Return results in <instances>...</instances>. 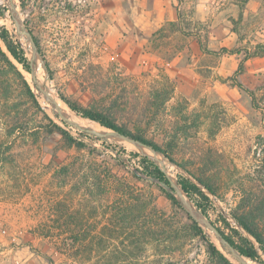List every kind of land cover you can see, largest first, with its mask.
Listing matches in <instances>:
<instances>
[{"label": "rangeland", "instance_id": "374dc122", "mask_svg": "<svg viewBox=\"0 0 264 264\" xmlns=\"http://www.w3.org/2000/svg\"><path fill=\"white\" fill-rule=\"evenodd\" d=\"M163 1L15 0L50 68L34 61L40 83L154 140L174 162L91 135L110 130L90 120L84 130L65 124L30 73L14 60L0 64V264H218L184 211L134 170L148 157L178 181L203 168L204 150L219 151L223 190L209 194L211 218L229 217L233 181L258 165L264 147V55L254 56L264 44V0H175L174 20L159 18ZM2 28L31 61L9 0H0ZM15 124L20 133L8 137ZM59 202L74 217L69 233L87 240L65 243L54 221Z\"/></svg>", "mask_w": 264, "mask_h": 264}, {"label": "trees", "instance_id": "16d2710c", "mask_svg": "<svg viewBox=\"0 0 264 264\" xmlns=\"http://www.w3.org/2000/svg\"><path fill=\"white\" fill-rule=\"evenodd\" d=\"M170 26L174 29L176 28L177 31H181L177 22L170 23ZM30 32L35 39L39 52L43 57L47 70L49 71L50 68L48 63H46L40 41L32 30H30ZM228 52L235 54V51ZM255 54L256 55L254 56L264 55V44L257 46V52H255ZM12 60L21 65L25 71L31 73L30 60L26 56L21 43L15 41L6 28H2L0 29V64L12 65ZM36 67L38 68V66ZM242 69L243 65H241V70ZM25 86L28 89L30 88L26 82ZM239 87H242V85H239ZM250 95L253 103L255 104V93L251 92ZM169 97L170 93L168 92L166 93L165 98L167 99ZM61 98L77 116L98 123L100 126L108 130L119 131L127 136L140 140L155 149L157 152L162 153L171 162H174V160L169 157L167 151H165L154 140H150L144 135H136L126 126H119L115 119L101 111H98L97 109L86 108L77 102H73L63 97ZM56 118L58 120L59 118L62 119L60 116H56ZM49 120L53 123L51 119ZM62 121L66 124L63 119ZM20 130L21 127L15 124L10 126L6 132L8 137H13L16 133H20ZM214 135L215 133L212 134V136ZM203 152V168L200 169L198 173L184 168L191 177L188 178L180 176L178 180L179 185L191 200L193 205L213 222L221 234L243 257L257 263L264 264V147L261 149V160H259L258 165H255L254 168L245 175V177L233 181V184H235L234 193L236 201L235 205L231 207L229 217H225L220 214L216 220H212L211 218V213L215 210V207L209 194L217 198H222V172H219L217 168L220 161L226 159L223 153L211 148H207ZM3 161H5V159ZM141 166L143 171L139 170V172L145 176L157 178L161 181L167 182L166 176L161 167L150 161L148 157L142 158ZM234 172L235 173L231 174L232 177L239 174L237 169H235ZM134 176L143 180V178L139 176L137 177V175ZM105 178H107L106 181H108V177ZM151 184L156 186L175 207L183 210L177 199L172 194L166 192L158 184H154L152 182ZM119 192L123 191L118 189V193ZM57 206L59 210H57L58 213L55 215L54 221L55 225H57L60 229L65 230V232L62 233L67 235L65 236V243H67V245H74L80 241L83 242L87 240L89 236L88 234L76 235L74 233H69L71 231V227L73 226L74 217L69 214L67 209H64L65 207L62 202H59ZM185 215L187 216V227L190 230V234L194 237H200L206 242L208 252L217 260L218 264H235L218 248L210 235L206 233L205 229L195 223L186 213ZM230 218L234 221V223L230 220ZM235 222H237L241 228H238L235 225ZM156 233L157 231H151V229L148 232V234L153 237L157 236Z\"/></svg>", "mask_w": 264, "mask_h": 264}, {"label": "water", "instance_id": "95a60500", "mask_svg": "<svg viewBox=\"0 0 264 264\" xmlns=\"http://www.w3.org/2000/svg\"><path fill=\"white\" fill-rule=\"evenodd\" d=\"M10 1V10L12 13V19L16 25V30L17 32L22 35L25 40L31 45V50H32V59L30 61V66H31V75L33 77L34 81L36 80V72L34 69V61L36 60H40L44 69L47 70L45 62L43 60V57L41 56L39 49L37 47V44L35 42V39L33 37V35L31 34L30 30L24 25L22 19H21V14L19 13L18 9H17V5L15 3V0H9ZM50 80V79H49ZM37 87V85L35 86ZM46 98L48 99V94L45 93ZM60 117L69 125H76L75 123H71L63 114H60ZM89 134L91 135H95L99 138H108V139H118V140H122L125 141L127 143H130L134 146H136L141 152L143 150V148H146L150 151H152L155 154H160L165 158V156L162 153L157 152L155 149H153L152 147H150L149 145L143 143L140 140H137L133 137L127 136L119 131H114V130H110V132H106V133H96L94 131H89ZM154 161V160H153ZM162 171L164 172L167 182L165 181H161L160 179L157 178H152V177H148L145 175H142V178L145 179L146 181L152 182L154 184H158L160 185L166 192L172 194L177 201L179 202V205L181 206V208L185 211V213L195 222L197 223L200 227H202L203 229L211 232L214 234L215 238L217 239V241L219 242L220 246L223 249L228 248L230 254L232 255V257L239 263V264H249L245 261V257H243L237 250L235 247H233L229 241H227V239L221 234V232L217 229V227L213 224V222L211 220H209L200 210H198L193 203L191 202V200L188 198V196L185 194V192L183 191V189L181 188V186L179 185L178 181H176L174 178H172L168 172L164 169L161 168ZM135 174H139L141 175V172H139V170L135 169L134 170ZM235 225L238 228H241V226L235 222ZM253 261V260H251ZM255 262V261H253Z\"/></svg>", "mask_w": 264, "mask_h": 264}, {"label": "bare ground", "instance_id": "6f19581e", "mask_svg": "<svg viewBox=\"0 0 264 264\" xmlns=\"http://www.w3.org/2000/svg\"><path fill=\"white\" fill-rule=\"evenodd\" d=\"M34 69L36 72V80L37 81H34L33 77H32V80H33L34 84L37 85V88L39 89V91L45 97V100H46L45 106L48 109L47 111L50 114H55L57 116H60L59 113L63 114L71 123H75L76 125H74V126L78 127L80 130L87 129V127H84V126H86L85 121H87V120L84 121V119L80 118L75 113H73L71 111V109L67 106L66 103L59 100L54 95V93L52 91H49L50 89L48 90L44 85H42L40 83V82H43L42 75L40 73V69H38L37 67H35ZM45 93L48 94V99L46 98ZM98 132L101 133V132H104V130L101 129V130H98ZM142 152L145 153L146 155L150 156V157H153V154L149 150H147L146 148H143ZM245 261L249 264H253L251 262H248L246 259H245Z\"/></svg>", "mask_w": 264, "mask_h": 264}, {"label": "crops", "instance_id": "0c3cea01", "mask_svg": "<svg viewBox=\"0 0 264 264\" xmlns=\"http://www.w3.org/2000/svg\"><path fill=\"white\" fill-rule=\"evenodd\" d=\"M175 4V0H164L162 3H161V13H162V16H160L159 18H164L165 17V13L166 12H169L171 13V18L170 20H174V16L172 15L173 14V6Z\"/></svg>", "mask_w": 264, "mask_h": 264}]
</instances>
